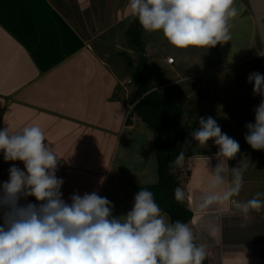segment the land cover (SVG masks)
<instances>
[{
    "label": "crops",
    "instance_id": "obj_1",
    "mask_svg": "<svg viewBox=\"0 0 264 264\" xmlns=\"http://www.w3.org/2000/svg\"><path fill=\"white\" fill-rule=\"evenodd\" d=\"M128 2L0 0V129L8 127L15 134L35 125L43 130L46 142L60 157L56 175L64 180L61 192L69 203L73 193L97 191L104 197L122 136L137 130V122L141 121L135 117L132 125L126 126L132 110L131 91L127 87L131 80L124 84L114 66L121 67L122 63H108L100 54L120 56L128 69L135 72L141 55L133 51L127 36L136 19L127 7ZM234 7L238 14L229 21L230 32L234 33L239 22L250 26V42L244 52L239 51L252 55L250 67L255 70L253 65L264 60V0H234ZM108 35L107 41H102ZM143 43L149 68L151 50L145 40ZM96 44L100 47L96 48ZM229 46L234 48L235 44L231 42ZM229 46L217 44L212 48L220 55H231L233 65H240L241 55ZM197 49L203 55L210 53L207 47ZM175 53L186 54V49L173 47L165 64L181 72L182 59L175 58ZM168 58H174V65L168 64ZM186 58L190 63L196 59L190 66L191 73L197 67L206 68L211 60L209 55ZM146 83L144 80L145 88L157 89ZM258 99L261 102L260 96ZM225 115L224 120L216 121L222 132L240 145L236 157L225 162L226 178L231 179V168H245L243 188L235 198L245 202L258 192L264 193V150H253L244 138L245 125L255 121L254 111L225 112ZM185 129V152L213 157L210 167H215L217 147L209 141L202 152H191V147L198 144ZM128 137L132 139L131 135ZM13 165L24 168L21 161L5 162L0 152V184L8 181ZM190 169L187 188L193 213L190 228L195 243L206 247L209 264H264V209L259 213L252 211L247 218L230 203L199 211L196 204L207 190L209 169L203 159H190ZM29 202L37 203L31 196L20 201ZM128 211L114 208L113 215L118 217Z\"/></svg>",
    "mask_w": 264,
    "mask_h": 264
},
{
    "label": "clouds",
    "instance_id": "obj_2",
    "mask_svg": "<svg viewBox=\"0 0 264 264\" xmlns=\"http://www.w3.org/2000/svg\"><path fill=\"white\" fill-rule=\"evenodd\" d=\"M128 9L145 31L162 32L167 42L178 49L215 47L232 39L229 21L238 14L234 0H129ZM254 95L261 97L254 109L255 121L245 125V141L253 150H264V74L248 76ZM189 120L184 113L182 126ZM191 138L200 146L211 141L218 149L213 157L193 154L189 159H203L209 169L207 190L196 207L204 212L230 203L245 218L252 211L264 209V193L241 202L245 168H231L226 178L225 162L240 151L239 142L222 132L211 116L199 118V127ZM0 152L7 161H21L24 168H9L8 181L0 184V264H203L206 247L197 245L192 229L179 220L166 222L165 214L153 193L141 188L131 210L114 216V204L98 194L73 193L71 203L63 199L62 178L57 177L60 157L46 142L39 126L23 128L11 134L0 129ZM182 150L171 161L173 170L183 167ZM34 197L37 203L21 204ZM177 202L186 199L185 190L176 187Z\"/></svg>",
    "mask_w": 264,
    "mask_h": 264
},
{
    "label": "rangeland",
    "instance_id": "obj_3",
    "mask_svg": "<svg viewBox=\"0 0 264 264\" xmlns=\"http://www.w3.org/2000/svg\"><path fill=\"white\" fill-rule=\"evenodd\" d=\"M234 29V33H231L232 39L220 45H223L224 48L225 44L229 46V43L233 42L235 47L229 46V48L231 51L239 52L238 56L241 55L239 57L240 65H233L234 58L231 59V55H220L218 50L215 51L212 47V50L208 48L210 53L204 55L199 53L198 47H189L186 48V54H173L175 58L181 57L182 59L181 72H176V67L171 69L165 64V59L173 46L163 37L162 32L144 30L143 41L145 40L147 48L151 50L152 62L144 74V80H146L147 86L157 88L156 90L166 99L180 106L183 115L184 113L188 114L189 120L185 123V127L188 128L189 134L199 127L200 117L211 116L215 120H224L225 112L247 114L251 110L254 111L260 104L259 96L253 94L252 85L248 83V76L253 72L264 74V60L253 65L255 70L250 67L252 55L247 54V56L239 51L244 52L250 42V26L248 28L246 24L243 25L242 22H239ZM243 35H246V38ZM108 37L109 35L102 41H107ZM95 47L98 48L100 45L96 44ZM100 54L107 58L108 63L114 64L115 61L122 63L121 67L114 64L115 72L124 84H127L128 79L131 80L127 87L132 94L136 87L133 81L134 70L128 69L129 66L125 60L114 53L105 55L100 52ZM208 55L211 60L207 63L206 68L197 67L191 73L190 66L195 63L196 59L190 63L186 57L204 58ZM218 56L221 58L219 59ZM219 83L223 85H219ZM129 135L132 136L131 140ZM155 136V131L141 121L137 122V130L123 134L121 144L115 154L112 172L107 177V184L103 190L105 191L104 197L109 199L117 210L123 209L126 212L132 208L137 187L144 188L158 182L153 143ZM195 146L191 147V152L205 150L204 146ZM162 213L165 214L163 211ZM165 220L170 222L167 214H165Z\"/></svg>",
    "mask_w": 264,
    "mask_h": 264
},
{
    "label": "trees",
    "instance_id": "obj_4",
    "mask_svg": "<svg viewBox=\"0 0 264 264\" xmlns=\"http://www.w3.org/2000/svg\"><path fill=\"white\" fill-rule=\"evenodd\" d=\"M143 35L144 29L135 19L127 36L133 51L140 53L141 57L133 79L136 88L129 99L132 110L125 124L131 126L132 119L136 117L155 131L154 146L158 182L144 188L153 193L155 201L161 210L169 216L170 222L179 220L187 223L190 227L193 213L189 207L187 188L191 179L188 157L192 155L186 153L183 167H177L174 170L169 167L170 162L174 161L176 156L184 150L186 129L185 124L183 126L181 124L183 110L175 102L166 99L156 89H147L143 85L144 74L148 69L144 57ZM126 59L131 64L130 59ZM114 97L116 98L117 94ZM176 187L185 190L186 199L183 202H177L174 198ZM140 189L137 187V192ZM203 264H209V261L205 259Z\"/></svg>",
    "mask_w": 264,
    "mask_h": 264
},
{
    "label": "built area",
    "instance_id": "obj_5",
    "mask_svg": "<svg viewBox=\"0 0 264 264\" xmlns=\"http://www.w3.org/2000/svg\"><path fill=\"white\" fill-rule=\"evenodd\" d=\"M167 62L169 65H174L175 60H174V58H168Z\"/></svg>",
    "mask_w": 264,
    "mask_h": 264
}]
</instances>
